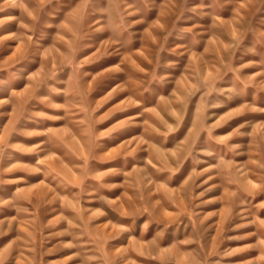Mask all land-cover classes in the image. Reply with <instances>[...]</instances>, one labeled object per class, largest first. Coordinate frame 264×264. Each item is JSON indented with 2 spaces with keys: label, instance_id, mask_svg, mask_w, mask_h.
Returning a JSON list of instances; mask_svg holds the SVG:
<instances>
[{
  "label": "rangeland",
  "instance_id": "1",
  "mask_svg": "<svg viewBox=\"0 0 264 264\" xmlns=\"http://www.w3.org/2000/svg\"><path fill=\"white\" fill-rule=\"evenodd\" d=\"M0 264H264V0H0Z\"/></svg>",
  "mask_w": 264,
  "mask_h": 264
},
{
  "label": "bare ground",
  "instance_id": "2",
  "mask_svg": "<svg viewBox=\"0 0 264 264\" xmlns=\"http://www.w3.org/2000/svg\"><path fill=\"white\" fill-rule=\"evenodd\" d=\"M13 1H15V0H13Z\"/></svg>",
  "mask_w": 264,
  "mask_h": 264
}]
</instances>
